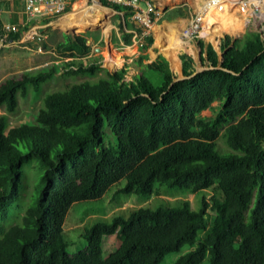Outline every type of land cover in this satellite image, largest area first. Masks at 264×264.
<instances>
[{
    "label": "trees",
    "instance_id": "1",
    "mask_svg": "<svg viewBox=\"0 0 264 264\" xmlns=\"http://www.w3.org/2000/svg\"><path fill=\"white\" fill-rule=\"evenodd\" d=\"M102 1L123 13L119 40L132 45L134 32H142L129 20L135 10ZM89 38L100 34H64L56 46L74 74L99 70L85 64L101 65L97 58L82 60L92 51ZM153 41L152 34L144 37L139 70L129 80L104 69L108 77L47 93L34 121L7 127L0 117V264H161L187 244L196 247L174 264H202L206 257L209 264H264V24L223 38L222 62L198 38L207 69L191 76L195 59L183 52L187 77L178 81L164 56L150 60ZM59 71L52 63L7 77L0 108L14 112L20 96ZM207 109L213 116H202ZM220 137L237 152L221 154ZM122 179L116 195L150 198L163 186L213 194L200 210L184 202L98 218L83 229L85 248L70 253L64 226L71 206L103 197ZM107 235L120 243L105 257Z\"/></svg>",
    "mask_w": 264,
    "mask_h": 264
},
{
    "label": "rangeland",
    "instance_id": "2",
    "mask_svg": "<svg viewBox=\"0 0 264 264\" xmlns=\"http://www.w3.org/2000/svg\"><path fill=\"white\" fill-rule=\"evenodd\" d=\"M110 1V0H109ZM137 5H141L139 8H134L135 11H141L146 9L147 3L146 1H149L150 5L154 8L155 13L151 15V17H154V24L151 28H145L149 32V34H153L152 32L155 30V28L158 25H162L168 22H174L179 23L180 21L178 17L185 15L188 18L191 17V15H188V8L187 6H183V8H177L178 10L174 9L171 13H169V16L166 15L167 12H165V7L160 4L161 0H137ZM186 1L187 4H190L191 0H168V5H174L177 2ZM203 5L201 4L200 10L204 7L205 3L208 0H201ZM241 0H231L230 1V9H233L235 6L240 5ZM244 1H250L251 7L248 12H251L252 9H255V5L252 0H244ZM112 7L111 5H109ZM87 8L88 17L87 20H82V16L85 14L86 11L83 9ZM67 14L73 13L75 14L73 22V26L76 28H81L77 31L78 34L82 33H91V34H100V39L98 41H95L93 38H89L88 41H90V45L92 47V51L90 55L87 58L82 59L85 62H90L91 59L97 58L101 65H94L91 63H85L87 65H92L94 67H98L99 70L90 75V74H74L72 72L73 70L71 68H67L64 66L63 59L59 58L56 52V46L57 44L63 40V34H72V31L70 28L64 27L65 23L69 24L70 20L65 19L66 21L60 23L61 20L55 22V25L50 28V32H48V37L45 38V40H36L29 41L25 40V37H22L20 42L17 44H14L10 47L0 48V83L5 80L7 77L12 75H20L21 73L25 71H35L36 69L45 67L47 65H50L52 63H56L60 67V71L56 76L51 78L45 83H42L39 88H29V91L26 95L20 96L19 98V105L18 108L12 112H6L4 109L0 108V117L6 116L8 126H16L26 121H34V117L38 110L42 107L43 104V98L45 95L49 92L53 91H59L64 90L68 86H70L73 83L81 82L84 80H98L103 77H108L107 72L104 69H107L111 74L115 75L116 78H124L125 80L131 79V77L138 72L139 67L136 63L138 57L143 53L141 50V45L144 43V38L139 40L138 38H134L135 42L132 43V45H124L122 41L119 40L120 36V24L122 23L121 15L123 13L119 14H111L109 12V16H105V9L100 5L98 0H70V7L68 9ZM165 12V13H164ZM247 12V13H248ZM253 12V11H252ZM251 12L249 15V18L244 24V28L242 27L239 29L240 35L242 36L246 34L250 30H259L262 25L264 24V14L262 15H255ZM231 13V12H229ZM237 11L233 16L241 18L240 21L246 20V16L240 12ZM66 14V15H67ZM135 14L129 18L131 24L133 27H137L139 29H142V25H140L137 18H135ZM194 15V13H193ZM192 15V16H193ZM65 16V15H64ZM63 16V17H64ZM196 14L194 15V17ZM262 16V17H261ZM173 17V19H172ZM192 17V19L194 18ZM187 18V19H188ZM245 18V19H244ZM93 19H96V23L92 25L94 22ZM169 19H172L171 21H168ZM190 18V20H192ZM221 19L219 18L218 14L215 13H207L205 20L206 22L203 23L202 34L201 30L197 33L191 34L187 36L185 32V27L181 30V34L179 38L184 41L183 44H181L178 48L175 49L177 53H175L174 60L172 59V65L170 63V68L173 67V70L176 75H179V69H180V54L181 53H187L188 55H191L195 59L196 68L205 67V65H200L198 63V54L200 47L198 46L196 40L201 37L204 41L210 42L211 44L215 43L216 46H218V41L225 38L226 35H229L231 38H234L232 33L229 32H223L221 35L217 36V43L214 40H209L204 36L205 29H207L212 23H217V20ZM189 21V19H188ZM223 22V18L220 23ZM86 23H91V27H85ZM112 25L110 30L107 31L106 29L109 28V25ZM156 26V27H155ZM85 27V28H84ZM101 28V29H100ZM134 29V28H133ZM157 32H159V27L156 28ZM84 30H89L91 32H82ZM102 31H104L106 34H109V36H102ZM134 31V30H132ZM81 32V33H79ZM203 35V36H202ZM238 36V37H239ZM177 37V36H176ZM107 38V39H106ZM163 44L164 41L160 39ZM214 41V42H213ZM36 42L43 45V52H38L35 49ZM122 42V43H121ZM158 42V40H157ZM187 42V43H186ZM47 45L45 48L44 45ZM154 44V43H153ZM159 44V43H158ZM135 45V46H134ZM140 46V50L136 52L134 50L133 54L135 55H128L124 52H127L128 48L136 49L135 47ZM163 51L161 44L156 45L155 50L153 52V55H157L160 51ZM220 49V47L218 48ZM132 50V49H131ZM140 51V53H139ZM126 57L123 59V55ZM106 55H113L116 60L119 61V63H111L108 62V59H106ZM67 61L73 62L74 60H79L78 58L69 57L66 58ZM134 60V61H132ZM174 61V62H173ZM116 73V74H115ZM218 102H214L213 106H217ZM214 112L210 109H207L203 111L202 116L210 117L213 116ZM4 121V119H3ZM216 149L220 152H223L224 154H230L237 151L231 150L225 143L222 137L216 140ZM220 152V153H221ZM222 154V153H221ZM126 179H122L121 182L117 185H114L106 194L97 199V200H87V201H81L74 203L70 211L66 217L65 221V231L68 236V239L71 241V245L69 247L70 253H75L79 250H82L85 248L86 240L81 237L83 229L86 227H90L93 225L98 218H107L110 220V218L113 215H123V216H129V214L140 207H150V208H157L158 206H171V207H177L181 206L184 202H188L193 209L200 210L202 208V199L205 195H208L210 197L213 194V191L210 190L208 193L207 191H200L195 194H190L185 191H182L180 189H172L168 188L166 186L161 187V194L159 196H153L150 198H145L142 195L137 194H117L116 191L119 187L125 185ZM210 227H208V231H200L199 236L205 237L208 232L210 231ZM119 240L116 237V235H107L104 236L101 242L103 254L105 257H107L110 253L114 252L118 246H119ZM196 247L191 246L189 244L185 245L179 252H173L164 258L161 264H174L176 259L181 256L182 254H185L187 251L192 250ZM202 264H209L208 258L204 260Z\"/></svg>",
    "mask_w": 264,
    "mask_h": 264
},
{
    "label": "built area",
    "instance_id": "3",
    "mask_svg": "<svg viewBox=\"0 0 264 264\" xmlns=\"http://www.w3.org/2000/svg\"><path fill=\"white\" fill-rule=\"evenodd\" d=\"M113 3L125 5L134 8H139L137 0H110ZM221 0H208L207 5H215ZM17 5L21 4V16L14 17V20L4 21L3 15L5 13L4 4ZM146 9L136 11L135 18L138 19L140 25H142L141 35L136 33V38L141 40L150 31L145 28H151L154 24V17H151L155 13L154 8L150 5L149 1H146ZM206 4V3H205ZM243 4L247 8L251 7L250 1H240V5ZM70 7L69 0H0V48L10 47L20 42L22 37L25 40L36 41L45 40L46 36L40 32L41 28L55 24V22L61 20L63 16L68 12ZM208 7L204 5V11L198 13L191 21L185 32L187 36L197 33L203 28V23L206 22L205 17ZM15 16L18 12L16 10L11 11ZM19 35V38H15V35ZM202 34V30H201ZM203 36V35H202ZM229 35H226V37ZM199 38L198 36H196ZM206 37V36H203ZM230 37V36H229ZM201 38V37H200ZM202 39V38H201ZM36 51L43 52V45L36 42Z\"/></svg>",
    "mask_w": 264,
    "mask_h": 264
},
{
    "label": "crops",
    "instance_id": "4",
    "mask_svg": "<svg viewBox=\"0 0 264 264\" xmlns=\"http://www.w3.org/2000/svg\"><path fill=\"white\" fill-rule=\"evenodd\" d=\"M166 2H168V0H161L160 1V4H162V6L163 7H165L166 6V8H165V12H167L166 13V15L167 16H169V13H171L172 11H174V9H176V11L178 10L177 8H183V6L185 7V6H187V10H188V12H189V14L188 15H191V19H192V17H194V15L196 14H198V13H200V12H203L204 10H200V6H201V4L203 3L201 0H191L190 2H192V3H190V4H187V2L186 1H181V2H177L176 4H174V5H168V3H166ZM69 4H70V0H69ZM203 5V4H202ZM138 7H141V5H139L138 4ZM104 8V7H103ZM4 9H5V13H4V15H3V20L4 21H9V20H14V18L16 19V17H20L22 14H21V10H22V6H21V4H15V5H8V3H5L4 4ZM13 10H16L18 13L17 14H15V16L12 14V12L11 11H13ZM84 11H86L85 12V14L82 16V18H84V19H81V21L82 20H87V17H88V14L89 13H87V8H84L83 9ZM135 10V9H134ZM68 12H70V11H68ZM67 12V13H68ZM164 12V13H165ZM66 13V14H67ZM136 13V11H134V14ZM193 13H194V15H193ZM65 14V16L62 18V20H64V19H68V20H70V22H69V26L70 27H72L73 25V22H72V20H74V16H75V14H71L69 17H68V14L66 15ZM70 14V13H69ZM105 14H106V11H105ZM119 14V13H118ZM193 15V16H192ZM12 17H14V18H12ZM121 18H122V23H124V16H123V14L121 15ZM179 18V20L178 21H180L179 23H175V21L174 22H168V23H165V24H162V25H158L157 27H159V32H157V27L155 28V30L152 32L153 34H152V36H153V38H154V41H153V43L150 45V47L148 48V50H147V53H148V55H149V57H150V60H153V59H155V58H157L158 56H167V57H169L168 56V54H167V52L168 51H170V50H172V49H168L166 46H165V44H163L162 43V41L160 40V39H162L163 41H164V43H167L168 41H170V36H173L174 38L177 36V37H179L180 36V34L182 33L181 32V30L183 29V27L184 26H187L189 23H190V18H188V16L186 17L185 15H183V16H180V17H178ZM189 19V21H188V19ZM172 19H173V17H172ZM172 19H169L168 21H171ZM16 21H17V19H16ZM97 21V20H96ZM96 21H94L93 23H92V25L94 24V23H96ZM55 24H53V25H50V26H47V27H44V28H41L40 29V32H41V34L42 35H45L46 36V38L48 37V32H50V28L52 27V26H54ZM90 25H91V23H90ZM171 25H173V26H171ZM176 25V26H175ZM85 27H86V25H84ZM111 24L109 25V28L108 29H106L107 31H109L110 30V28H111ZM174 29H173V28ZM176 27H177V29H176ZM76 28V27H75ZM186 28V27H185ZM78 29V28H77ZM101 29V28H100ZM89 31V30H88ZM177 31V32H176ZM179 31V32H178ZM151 32V31H150ZM80 33V32H79ZM64 34H67V33H64ZM64 34H63V38H64ZM78 34V33H77ZM110 34V33H109ZM109 34H106L104 31H102V36H109ZM149 34V33H148ZM160 34V35H159ZM136 35V33H134V36H133V42H135V36ZM182 35V34H181ZM165 37V38H164ZM119 38H120V36H119ZM107 39V38H106ZM157 40H158V43L160 44V42H161V44H162V49H163V51H161V49L159 48V53L157 54V55H153V52L154 51H156L155 50V47H156V45H157ZM144 42V41H143ZM122 43V42H121ZM88 44H90V41H88ZM135 46V45H134ZM136 49H133V48H128V50H127V52H124V55L125 54H128V55H135V54H133V52H134V50L136 51V52H138V50H140V46H138L137 45V47H135ZM178 48V47H177ZM141 49H142V45H141ZM140 51H142V50H140ZM140 51H139V53H140ZM175 53H177L176 51H175ZM123 55V54H122ZM124 55H123V59H125L126 57H124ZM167 57H165L167 60H168V58ZM106 59H108V62H111V63H119V61L118 60H116L115 58H114V56L113 55H106ZM169 59L170 60H172L170 57H169ZM132 61H134V60H132ZM169 61V60H168ZM171 62V61H170ZM174 62V61H173ZM180 63V67L182 66V64H181V62H179ZM171 64H172V62H171Z\"/></svg>",
    "mask_w": 264,
    "mask_h": 264
},
{
    "label": "bare ground",
    "instance_id": "5",
    "mask_svg": "<svg viewBox=\"0 0 264 264\" xmlns=\"http://www.w3.org/2000/svg\"><path fill=\"white\" fill-rule=\"evenodd\" d=\"M230 1L231 0H221L219 3H217L215 5H211L210 7H208L207 2H206L205 7L206 6L208 7L207 13H209V12L212 13L213 12L215 14H218L219 18H221V19L217 20V23H212L207 29H205L204 36H206L207 39H209L211 41L214 40L217 43L216 37L221 35L223 32H229V33H232V34H236L237 32H239V29H241L242 27L244 28L243 25L246 24V22H247V20L249 18V15L251 14L252 11H253L252 13L257 15V16L259 14L260 15L264 14V0H252L256 7H255V9H252L251 12H248L250 8H247L243 4L237 5L233 9H230L229 8L230 7ZM202 10H204V7L202 8ZM237 11H239V13L242 12L246 16L245 22L244 21L243 22L240 21L241 18H238L237 16L236 17L233 16L235 13H237ZM229 12H231V13H229ZM71 14H73V13L68 14V17ZM222 18H223V22L220 23ZM93 20L96 21V19H93ZM241 20H243V19H241ZM64 21H66V20L65 19L61 20L60 23L62 24V22H64ZM91 26H90V23H86V27L90 28ZM171 26H173V25H171ZM64 27H66V29L70 28V30L72 31L73 34H77V31L79 29H81L79 27L77 29L74 26L70 27L66 23H65ZM176 29H177V27H176ZM173 36H170V42L165 44V46L168 49H172V50L168 51L167 54H168V56L170 58H172L174 60V58H175V49L177 47H179L181 44H183L184 41L182 40V38L181 39L179 37H175L174 38ZM160 44H161V42H160ZM157 45H159L158 42H157ZM161 47H162V44H161ZM165 57H167V56H165ZM169 57H167V58L169 59ZM170 61H172V60H170Z\"/></svg>",
    "mask_w": 264,
    "mask_h": 264
},
{
    "label": "water",
    "instance_id": "6",
    "mask_svg": "<svg viewBox=\"0 0 264 264\" xmlns=\"http://www.w3.org/2000/svg\"><path fill=\"white\" fill-rule=\"evenodd\" d=\"M99 1V3L104 7V8H106L109 12H111V14H118V11L115 9V8H113V7H110V6H108V5H105L104 3H103V1L102 0H98ZM120 13V12H119ZM86 32H89V31H86ZM71 35H79V34H71ZM240 35V32H237L236 34H233L232 36L234 37V38H236V37H238ZM218 46H216L215 45V43H213L212 45L215 47V49L220 53V51H219V44H220V40L218 41ZM205 54L202 52V49L200 48L199 49V54H198V63L200 64V65H203V60H202V57L204 56ZM223 59H224V57H223V54H221L220 53V60H221V62L223 61ZM169 60V59H168ZM170 61V60H169ZM179 61L181 62V64H182V60H181V58H179ZM171 63V62H170ZM172 65V64H171ZM204 66V65H203ZM171 69L173 70V67H171ZM207 69V67L205 66V67H201V68H196V71L191 75V76H194L195 74H197L198 72H201V71H204V70H206ZM187 76H185L184 75V73H183V67L181 66L180 67V69H179V75H178V77L176 78V80L175 81H178V80H181V79H185Z\"/></svg>",
    "mask_w": 264,
    "mask_h": 264
}]
</instances>
